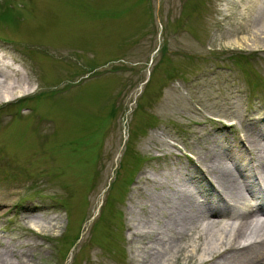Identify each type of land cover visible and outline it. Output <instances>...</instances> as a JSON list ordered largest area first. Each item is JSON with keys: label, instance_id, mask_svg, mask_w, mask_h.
I'll return each mask as SVG.
<instances>
[{"label": "rangeland", "instance_id": "374dc122", "mask_svg": "<svg viewBox=\"0 0 264 264\" xmlns=\"http://www.w3.org/2000/svg\"><path fill=\"white\" fill-rule=\"evenodd\" d=\"M233 1L0 0V14L11 25L0 19V37L46 45L59 59L67 55L77 65L80 59L88 63L86 84L42 109L66 120L62 134L56 129L49 133L61 151L69 145L65 152H74L72 157L49 154L44 129L26 136L23 124L8 123L9 129L0 130L1 149L16 155L10 164H0L5 206H0V218L10 224L11 233L28 236L16 206L49 208L55 238L38 242L51 253L67 249L64 264H135L136 245L128 242L126 217L129 205L139 202L135 191L143 175L153 177L176 164L177 153L206 152L202 148L223 128L228 139L251 143V126L264 123V45L254 44L256 27L243 14L246 4ZM10 2L14 16L5 8ZM56 4L69 12L60 14L76 29L72 37L59 34L48 20L51 12L56 17ZM16 17L20 24L14 27ZM257 36L264 40L261 32ZM0 49L17 61L21 57L12 45L0 42ZM41 58L34 72L23 70L38 94L59 88L56 83L63 79L65 85L68 71H77L59 59ZM43 93L24 104H39ZM32 139L44 146L31 150ZM166 150L173 157L165 156ZM56 203L63 207L57 209ZM108 227L119 237L115 245L102 237ZM94 235L101 240L92 244ZM81 248L85 250L77 253ZM51 257L38 264H55Z\"/></svg>", "mask_w": 264, "mask_h": 264}, {"label": "bare ground", "instance_id": "6f19581e", "mask_svg": "<svg viewBox=\"0 0 264 264\" xmlns=\"http://www.w3.org/2000/svg\"><path fill=\"white\" fill-rule=\"evenodd\" d=\"M241 1L246 4L243 14L247 13L251 17L249 22L256 27L253 32L256 34L254 44L259 48L257 45H264V40L257 36L258 32L264 35V0H250L249 3ZM13 5L12 2L6 3L5 8L14 16L16 12L13 11ZM61 5L55 6L57 18L51 12L48 20L53 22L54 30L59 34L72 37L76 29L66 25L67 17L64 18L60 13L64 10L69 12L64 6L61 8ZM54 18L55 21H52ZM0 19L8 27L11 26L10 20L2 14ZM12 23L14 27L19 25L20 17H16ZM8 39L9 37H0V42L12 45L21 57L17 61L12 58L11 52L0 49V130L2 127L9 129L8 123L23 124L27 130L26 136H33L34 130L44 129L46 132L43 140L51 148L49 154L55 157H72L74 152L68 149L65 152L69 145L65 144V149L61 151L59 140L50 135L51 129L62 134L66 120L58 121L56 115L51 116L50 112L44 113L42 109L47 106L51 109L55 105L53 99L83 87L86 84L83 78L87 77L88 63L80 59L77 65V60H69L67 55H61L59 59L53 53L55 50L46 45H31L22 40L14 42ZM73 39H77V36ZM82 41L84 40L81 39L80 44L84 45L85 41ZM45 55L53 60L59 59L62 64H69L77 71H68L65 85L63 79L61 83H56L59 88L52 87L47 92L38 94L23 70L34 72L41 67V56ZM190 56L187 58H191ZM61 67L62 65H57L56 69L60 70ZM226 68L228 71L232 70L230 66ZM113 69L117 70L115 67ZM42 93L45 96L39 104H24L28 100H36ZM45 97L47 101L44 100ZM5 122L8 125L2 126ZM233 124L230 129L234 127ZM251 127L255 129L248 132L251 143L247 139H228L224 135L228 133L225 132L227 128H223V134L217 137L210 135L216 139H211L208 142L210 144L202 148L206 152L200 151V154L194 156L177 153L178 156L173 157L171 154L174 152L166 150L165 156L170 155L176 159V164L159 169L154 172L153 177L143 175L144 181L135 191L139 202L129 205L126 217V228L130 233L128 242L136 245L132 252L135 264H264V123L260 120ZM28 144L31 150H39L41 143L32 139ZM59 146L60 150H57ZM15 157L12 151L0 150L1 165L10 164ZM52 198L61 199L59 195H53ZM3 201L0 197V206L5 207ZM55 205L57 209L63 207L61 203ZM47 211L49 208L40 206L22 209L15 207V212L23 214L21 223L27 229L28 236H15L11 233L13 230L9 227L10 224L0 218V229L4 232L0 230V264H38L48 254H52L50 263L64 264L68 256L67 249L52 250L51 253L47 246L38 242V239L55 238L52 237L55 225L47 217ZM117 215L121 217L120 212ZM114 232L108 227L102 233V237L110 245H115L119 238L114 237ZM78 236L80 235L76 238ZM92 240L93 244L96 240L100 241L101 237L94 235ZM84 250L81 248L77 253ZM182 260L185 262H181Z\"/></svg>", "mask_w": 264, "mask_h": 264}, {"label": "trees", "instance_id": "16d2710c", "mask_svg": "<svg viewBox=\"0 0 264 264\" xmlns=\"http://www.w3.org/2000/svg\"><path fill=\"white\" fill-rule=\"evenodd\" d=\"M236 62H238V61H236Z\"/></svg>", "mask_w": 264, "mask_h": 264}]
</instances>
